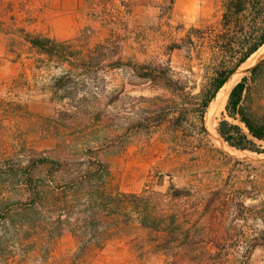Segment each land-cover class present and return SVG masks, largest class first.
Returning a JSON list of instances; mask_svg holds the SVG:
<instances>
[{
  "label": "trees",
  "instance_id": "trees-1",
  "mask_svg": "<svg viewBox=\"0 0 264 264\" xmlns=\"http://www.w3.org/2000/svg\"><path fill=\"white\" fill-rule=\"evenodd\" d=\"M174 3L121 0L120 6L157 10L166 14V26L171 27ZM174 28L183 30L181 25ZM25 37L48 61L66 64L53 83L62 106L58 119L81 113L84 85L94 88L89 72L108 63L129 76L115 99L125 92L126 84L135 87L144 82L163 88L170 97L158 108L162 118L157 125L206 135L204 116L209 104L264 44V0H219L214 21L191 25L161 46L163 61L123 60L111 36L87 50L49 37ZM175 53L181 59L178 71L172 65ZM109 57L113 58L106 62ZM259 80H264V56L231 88L217 119V135L234 150L264 153V112L254 111L247 101ZM26 113L19 102L0 97V123L4 119L13 123L0 124V264H88V258L121 241L135 264H148L150 259L175 264L177 258L195 264H248L253 251L264 246V201L246 204L256 199L250 190L216 186L206 191L199 184L195 192L172 180L163 191L148 184L138 192L120 190L112 182L109 163L98 157L49 155L27 148L26 141L15 135L18 123L28 120ZM129 125V130L142 127L139 121ZM5 183L12 184L11 191H4ZM155 183L161 185L163 175ZM180 218L193 219L192 228L184 229ZM249 221L255 225L258 221L252 233L246 230ZM65 232L74 238L75 250L58 262L55 246Z\"/></svg>",
  "mask_w": 264,
  "mask_h": 264
},
{
  "label": "rangeland",
  "instance_id": "rangeland-1",
  "mask_svg": "<svg viewBox=\"0 0 264 264\" xmlns=\"http://www.w3.org/2000/svg\"><path fill=\"white\" fill-rule=\"evenodd\" d=\"M120 1L0 0V97L19 102L28 117L18 123L15 135L26 141L27 148L45 154L95 156L108 162L113 184L123 191L138 192L145 184L163 191L172 180L178 186L193 187L195 192L199 184L206 186V191L216 186L240 191L246 188L256 197L246 204L264 201V153L232 150L221 138L210 137L205 122L206 135L157 125L162 118L158 108L170 94L141 82L135 87L126 84L125 92L115 99L120 84L129 76L111 69L108 63L89 72L94 88L84 85L86 95L79 101L83 105L81 113L69 120L58 119L62 106L53 93V83L66 64L48 61L30 47L26 35L72 42L84 50L111 36L117 40L121 59L146 63L166 59L161 46L169 38H179L189 26L212 22L219 15V0H175L169 27L166 14L152 9L126 10ZM177 25L183 30H175ZM180 60L176 53L172 56L177 71ZM259 60L235 77L233 86ZM247 101L254 111L264 112V80L251 87ZM222 110L215 115V126ZM133 121H139L142 127L129 130ZM0 124L13 125L7 119ZM161 175L163 183L158 185L155 182ZM5 190L11 191L12 184L5 183ZM257 222L255 225L249 221L247 232L259 227ZM179 223L190 229L193 219L180 218ZM74 250L75 240L65 232L55 246V259L59 262ZM150 260L148 264H163ZM135 263L124 241L113 242L88 258V264ZM175 264L195 263L177 258ZM248 264H264V246L253 251Z\"/></svg>",
  "mask_w": 264,
  "mask_h": 264
},
{
  "label": "bare ground",
  "instance_id": "bare-ground-1",
  "mask_svg": "<svg viewBox=\"0 0 264 264\" xmlns=\"http://www.w3.org/2000/svg\"><path fill=\"white\" fill-rule=\"evenodd\" d=\"M263 56H264V44L236 69V71L228 78V80L220 88L214 99L211 101L204 118L206 130L207 133L210 135V137L213 136L220 139L215 130V117H216L215 115L218 111L224 108L228 94L231 88L233 87L234 79H237L235 77H237L240 73H242L246 69V67H250L254 62L259 60Z\"/></svg>",
  "mask_w": 264,
  "mask_h": 264
},
{
  "label": "water",
  "instance_id": "water-1",
  "mask_svg": "<svg viewBox=\"0 0 264 264\" xmlns=\"http://www.w3.org/2000/svg\"><path fill=\"white\" fill-rule=\"evenodd\" d=\"M220 138V137H219Z\"/></svg>",
  "mask_w": 264,
  "mask_h": 264
}]
</instances>
